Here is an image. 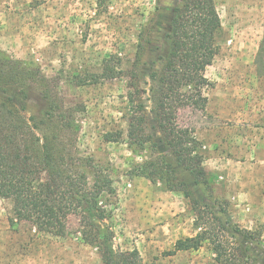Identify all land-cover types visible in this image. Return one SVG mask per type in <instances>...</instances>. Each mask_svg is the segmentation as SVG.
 <instances>
[{
  "label": "rangeland",
  "instance_id": "obj_1",
  "mask_svg": "<svg viewBox=\"0 0 264 264\" xmlns=\"http://www.w3.org/2000/svg\"><path fill=\"white\" fill-rule=\"evenodd\" d=\"M213 1L220 27L217 53L204 72L209 84L200 88L206 106L179 109L177 124L197 140L214 196L233 222L264 240V72L256 62L264 0ZM162 2L0 0V50L38 66L65 106L80 107L78 146L112 182V193L103 194L100 205L116 251L136 250L139 264H217L207 243L167 256L177 240L197 233L190 202L133 171L156 156L150 143L140 151L128 138V84L141 37L156 40ZM106 65L113 77L102 74ZM139 65L149 67L146 58ZM135 83L145 102L147 85L143 79ZM145 105L149 118L150 104ZM35 112L30 102L28 113ZM157 143L156 151L162 146ZM14 220L11 201L0 198V264H102L81 239L77 218L69 219L63 237Z\"/></svg>",
  "mask_w": 264,
  "mask_h": 264
},
{
  "label": "trees",
  "instance_id": "obj_2",
  "mask_svg": "<svg viewBox=\"0 0 264 264\" xmlns=\"http://www.w3.org/2000/svg\"><path fill=\"white\" fill-rule=\"evenodd\" d=\"M172 1V19L163 36L156 42L141 37L128 84V138L140 151L150 143L156 153L133 171L163 182L190 202L197 233L177 240L167 256L207 243L217 264H264L261 233L233 222L226 204L214 196L213 177L202 167L197 140L177 124L179 109L206 106L200 88L209 84L204 72L217 53L214 37L220 27L214 1ZM141 58L147 59V69L139 67ZM256 62L264 72V32ZM102 74L113 77L114 72L106 65ZM137 79L147 85L143 93L149 118ZM30 102L36 107L32 114ZM80 111L64 105L38 66L0 50V198L11 201L16 223L52 237H63L69 219L77 218L81 239L97 251L102 264H139L136 250L123 253L112 246L113 232L100 205L102 195L112 193V182L78 146ZM105 138L113 141L110 135ZM156 140L162 145L158 151Z\"/></svg>",
  "mask_w": 264,
  "mask_h": 264
},
{
  "label": "flooded vegetation",
  "instance_id": "obj_3",
  "mask_svg": "<svg viewBox=\"0 0 264 264\" xmlns=\"http://www.w3.org/2000/svg\"><path fill=\"white\" fill-rule=\"evenodd\" d=\"M173 5L174 2L172 0H164V2L159 4V8L157 12L158 15L157 23L159 25L158 27L161 33L157 34L156 40L152 42H156L157 40H159L158 37H162L163 32L168 29L172 19Z\"/></svg>",
  "mask_w": 264,
  "mask_h": 264
}]
</instances>
